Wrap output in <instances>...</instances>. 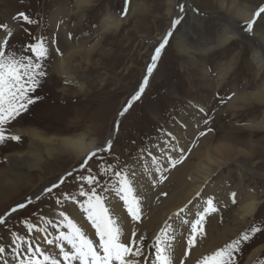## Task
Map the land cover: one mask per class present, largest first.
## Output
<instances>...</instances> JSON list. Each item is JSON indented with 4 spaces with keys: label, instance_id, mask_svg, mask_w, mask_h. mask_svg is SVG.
Instances as JSON below:
<instances>
[{
    "label": "rangeland",
    "instance_id": "rangeland-1",
    "mask_svg": "<svg viewBox=\"0 0 264 264\" xmlns=\"http://www.w3.org/2000/svg\"><path fill=\"white\" fill-rule=\"evenodd\" d=\"M174 1L172 15L168 12L167 0H131L127 17L119 15L123 8L122 0H95L94 4L85 7L86 9L75 8L76 12L71 14L67 25L72 30L69 42L77 43L82 50L72 62L76 78L67 81L51 71L57 55H60L53 50L48 67L49 75L36 93L43 99L32 106L22 119L18 118L6 126V134L20 135L22 139L20 142L8 141L0 145V168L10 169L5 154L26 152L31 148V140L19 134L16 131L19 128L31 127L45 136H65L84 132L96 138L99 147L102 148L113 136L115 122L119 120L120 130L113 140V152L120 160L132 164L142 146L147 145L154 154L159 143L170 139L166 135L169 132L172 135L180 133L179 136L191 146V152H186L191 155L195 149L203 147L206 137L213 135L210 141L214 142L213 138L216 139L223 134L221 126L229 125L232 129L231 139L225 142L231 144L233 150L228 164L218 170L213 181L224 183L227 188L237 186L242 193L241 203L248 201V197L256 198L260 203L255 215L220 243L213 250L215 252L254 224L264 229V128L252 127L264 119V104L253 95L261 89L264 71L259 76L251 60V48L256 47L253 35L264 32V24L256 27L253 34H248L243 31V23L238 18L230 16L240 25L239 40L208 56L192 51L185 53L177 46L179 38L184 37L183 49L191 48L196 37V42L200 45L203 38L216 37L223 21L201 0H192V6L194 3L199 9V12L194 13L198 22L191 25L190 35L183 36L180 32L187 12L185 10L181 13L179 6L181 4L186 6L188 2ZM61 2L64 1L0 0V25H7L8 29L13 31L11 37H7L9 44L21 50L24 45L35 42L33 37H48L49 44L55 37L57 43L54 46L50 44V48L59 46L60 52L65 53L69 43L60 32H57L61 30L60 22L51 19ZM72 2L74 0H71V4ZM131 4L136 5L133 14ZM21 12L36 19L38 23L29 25L15 20L14 17ZM108 15L121 19L120 26L97 35L100 22ZM181 15L184 17L182 24L174 31L173 37L162 52L158 67L150 78L144 95L141 100L133 103L124 117H120V111L139 90L155 48L170 29L173 19ZM4 32L6 30L0 27V33ZM61 41L65 43L64 47ZM53 54L54 56L56 54L55 59ZM230 64L232 66L230 72L222 85L218 86L219 70L222 66L226 68ZM233 93L236 97L232 95ZM229 96L231 99H227ZM221 98L226 102L222 103ZM194 108L199 112L198 124L195 122ZM201 108L205 110L204 113L200 112ZM205 118L209 120L208 124L204 123ZM208 128L214 129L211 131L213 134L207 132ZM201 131L207 134L201 137L199 136ZM38 146L36 144V147ZM38 149L42 155L40 147ZM108 159L112 160L111 157ZM44 160L41 163V170L30 171L32 186L28 184L0 202V217L6 218L7 225L0 226V237H3L0 244L10 245L12 232L23 235L24 231L26 232L23 223L26 219L40 225L42 224L40 217L51 219L48 217L49 214L55 213L57 209L68 215L71 207L75 205L71 201H65L61 206L56 205L48 196H43L40 201H36L35 197L41 195L52 183L58 182L61 176L78 168L82 161L77 160L72 154L56 155L51 159L45 157ZM89 163L93 172H97V163L92 161ZM76 186L77 182L69 178L65 185L54 190V193L62 198L64 193L74 194ZM28 198L33 199L31 205L10 217L7 216L12 207L26 202ZM227 205L225 203L222 205L217 216L223 228L226 224L230 227L234 224L238 200L236 204ZM206 226L207 222L205 228ZM262 244L264 233L257 234L253 242L245 247L242 264H264V248L247 262L251 252ZM213 252L211 251L209 255Z\"/></svg>",
    "mask_w": 264,
    "mask_h": 264
},
{
    "label": "snow or ice",
    "instance_id": "snow-or-ice-1",
    "mask_svg": "<svg viewBox=\"0 0 264 264\" xmlns=\"http://www.w3.org/2000/svg\"><path fill=\"white\" fill-rule=\"evenodd\" d=\"M130 3L131 0H122L123 8L119 12L121 17L128 16ZM82 4L87 7L89 0H82ZM179 8L181 13L185 12L183 4ZM193 11L199 12V9ZM14 19L29 25L38 23L36 19L23 12L18 13ZM183 19V15L173 19L170 29L154 50L139 90L120 111V117H124L129 112L134 102L141 100L149 86L150 78L158 67L162 52ZM261 24H264V4L253 12L251 19L243 22L242 28L244 32L253 34L254 29ZM0 27L6 30L8 37H11L12 32L8 30L7 25ZM33 39L34 43L24 45L21 50L13 48L8 39L0 41V145L8 141H21L20 135L6 134V126L11 125L18 118L22 119L32 106L43 99L36 93L49 75L48 67L52 51L62 55L58 47L50 48L48 37L39 36ZM55 44L56 39L53 37L51 45ZM227 99H231V96ZM221 102L226 101L221 98ZM204 111L203 108L200 109L201 113ZM204 123L208 124L209 120L205 118ZM119 130L120 121L117 120L113 136L107 140L104 147L88 152L78 168L61 176L58 182L52 183L41 195L35 197L36 201H40L43 196H48L56 205L61 206L65 201L77 205L86 221L95 229L98 240L94 241L90 238L84 228L69 218L64 211L59 212L58 222L40 217L42 224L37 225L26 219L23 222L26 227L25 234L11 233V264H176L177 235L176 228L172 224L166 222L158 234L151 239L144 234L138 235L135 230L131 232V237L127 241L122 239L124 232L121 221L115 214V206L111 205L110 201L115 198L118 206L126 210V215L132 221L140 223L143 215V197L138 195V173L134 166L128 161L120 160L113 152V140ZM211 131L214 129H207V132ZM206 134L204 131L199 132L201 137ZM166 135L170 137L163 141V156L167 161V168L163 166L160 157L152 154L147 145L142 146L134 158L135 162H139L145 154L151 158V165L155 166V172L159 173L158 179L153 176L154 184L164 183L168 179L165 173L182 164L187 158L186 149L181 145L180 140L170 132ZM187 152L190 153L191 148H188ZM109 157L112 158L111 161ZM90 161L97 163V172H93ZM144 167L151 175L152 171L147 162ZM101 177L105 179L102 180ZM69 178L77 182L75 193H64L62 198L55 195L54 190L65 185ZM162 195L167 196V192ZM200 195V192L196 193L197 197ZM236 197L237 193L232 192L233 204L237 203ZM32 203L33 199L28 198L26 202L12 207L7 216L10 217L13 213L26 209ZM190 204H192L191 200L174 213L181 226H188L185 258L191 254L198 242L206 237L205 224L208 217L213 214L219 215L221 212L220 206L212 197L204 200L202 208L195 212L189 208ZM190 214L191 219L188 218ZM171 219L172 217H169V220ZM0 226H7L5 217H0ZM49 227L57 230L58 234L49 232ZM262 233L264 229L254 224L211 255L199 259L197 264H242L245 247L253 242L257 234ZM181 235L184 236L185 233L182 232ZM42 244L45 247H42ZM0 264H10L7 247L2 244H0ZM179 264H185V259H180Z\"/></svg>",
    "mask_w": 264,
    "mask_h": 264
},
{
    "label": "bare ground",
    "instance_id": "bare-ground-1",
    "mask_svg": "<svg viewBox=\"0 0 264 264\" xmlns=\"http://www.w3.org/2000/svg\"><path fill=\"white\" fill-rule=\"evenodd\" d=\"M63 1L64 2H61L59 6H57L55 12H53L51 19L55 20V22L57 23L60 22L59 24L61 30L57 32H60V35L65 37V41L69 43L68 48L66 47V49L68 50L64 51L65 53H63L62 55H57L53 67L51 66L53 68L51 71L55 74L57 73L58 76H62L67 81H73L75 80L76 76L74 75L75 73H73L74 66L72 65V62L75 60L77 55L82 52V50L81 48H79V45L77 43L72 44V42H69L71 41L69 39L72 30L69 25H67V22L71 14L76 12H74L75 8L81 10L85 8V6H83L82 0H74L72 4L71 0ZM201 1L206 4L213 13L222 18L223 25L220 32L216 35V37L203 38L200 45L198 42H196V37L194 41H192L191 48L189 49H187V47L183 49V46H185V40L183 39L184 37H181L177 41V46L185 53L198 52L200 55L205 56L210 55V53L214 51L225 48L226 46L228 47V45H230L231 43L239 40L240 25L235 20L231 19L230 16L238 18L241 23H243L244 21L251 19L256 8H258L260 4L264 3V0ZM94 2L95 0H89L87 8L93 5ZM167 2L169 5L168 12L172 15L174 12L175 1L167 0ZM187 2L188 3L185 6L187 16L184 19L183 27L180 32V34H182L183 36L190 35L191 25L198 22L197 18H195V12L193 11V9H198L197 6L194 3L192 6V0H187ZM134 5L135 4H131L130 7L132 14L135 11L136 5ZM121 22V19L114 18L110 15L106 16L99 24L100 29L97 30V35H102L103 33L108 32L111 28H118ZM8 30L12 31L11 29ZM7 37L8 36L6 32L0 33V41H2L3 39H7ZM253 39L254 42H256V47L251 48V60L258 70L257 74L260 76V73L264 71V32L255 33L253 35ZM74 40H76V38ZM63 44L65 45V43L62 42V47H64ZM231 68V64L226 68L224 66L221 67L217 79L218 86H221L225 81V78L227 77ZM253 95L257 100L264 104V81L261 89L253 93ZM234 97H236V94L234 95ZM196 109L194 108L193 113L195 115V122H197L198 124L199 112H197ZM252 127L264 128V119L255 123V125H252ZM231 130V127L225 124L221 126V132L223 131V134L216 139L213 138L214 142L210 141V137H212L213 135L206 137L203 144L204 148L201 147L197 150L195 149V151H193V154L191 155L186 154L187 158L182 164L165 173L168 176V179L161 184L153 183V176L158 179L159 173H156L154 170L155 166L151 165L150 157L145 155V157L141 158L139 162L134 161L132 165L138 173V195L143 197L142 222L137 223L132 221L131 218L126 215V210L118 206L115 198L110 201V204L115 206V214L119 216L121 221V226L124 232L122 239L127 241L131 237V232L133 230H135L138 235L144 234L150 239L154 238L155 235L158 234L159 230L164 227L165 223L167 222L169 224H172V226L176 228V264H179L180 259H185V264H197V261L199 259L206 255H209L211 251L213 252V250L220 243L224 242L229 235L239 229L240 226H242L241 224H245L249 219H251L255 215L260 202L257 201L256 198L254 199L252 197H248V201H243L241 203L240 200L242 199V193L237 189V186L227 188L225 187L224 183L213 181V177L217 174L218 170L226 166L230 160V155L233 148L231 144L225 141L231 139ZM16 131L19 134H23L29 137V139L31 140V148L26 152L10 154L8 153L4 155L8 159L10 169L3 170V168H0V202L3 199H8L17 191H20L24 187L28 186V184H31L32 186L33 184L31 182L32 179L30 180V171H33V169L41 170V163L45 161V157L47 159H51L56 155L72 154L77 160L83 161L88 152L100 148L97 139L88 136L84 132L68 134L65 136H45V134H42L38 130L31 127L25 129L19 128ZM176 133L177 134L174 135L177 137V139L180 140L181 145L186 149L187 152V149L191 146L187 144L186 140L183 139V137L179 136V132ZM211 133L213 134V132ZM36 144L39 145L38 147H40V150L43 153L42 155L40 154L38 147H36ZM163 148V143H159L156 148V152L153 155L160 157L163 166L167 168L168 164L163 156ZM145 162H147V165L151 168V175L145 171ZM164 192H167V196L162 195V193ZM197 192L201 193L200 197L196 196ZM232 192L237 193L236 199L238 200V206L236 207L237 209L235 210L234 208L236 218L232 227H230V225L228 224H226L224 228L221 227L217 214L209 216L207 219V226L205 228V231L207 233L206 237L200 240L197 246L192 249L191 254L185 258L184 253L186 251V232L188 230V226H181L179 221L174 216V213H176L179 208L188 204L189 200L192 201V204L189 205V208L192 209V212H195L196 210L202 208L203 201L208 197H212L214 199V202L218 206H220L221 204L223 205L224 203L232 205ZM59 212L60 211L57 209L55 210V213H50L48 217L51 218L54 222H58L60 219ZM68 216L69 218L73 219L78 225L83 227L86 234L90 238H92L94 241L98 240V238L95 236V229L92 228L90 223L86 221L84 214L80 212L77 205H73L71 207V211ZM169 217H172V219L169 220ZM188 218L191 219V214ZM49 232L58 234L57 230H54L51 227H49ZM182 232L185 233L184 236L181 235ZM6 247L9 248L7 252L8 259L11 264V244L8 246L6 245ZM42 247L45 246L42 244ZM46 247L52 248V246ZM263 248L264 244L256 247L248 256L247 262H250L259 252L263 250Z\"/></svg>",
    "mask_w": 264,
    "mask_h": 264
}]
</instances>
